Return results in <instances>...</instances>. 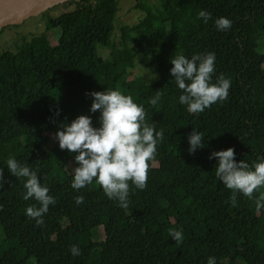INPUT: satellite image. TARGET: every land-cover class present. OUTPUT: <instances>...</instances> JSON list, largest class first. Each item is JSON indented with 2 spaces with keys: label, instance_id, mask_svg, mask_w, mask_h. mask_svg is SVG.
<instances>
[{
  "label": "trees",
  "instance_id": "obj_1",
  "mask_svg": "<svg viewBox=\"0 0 264 264\" xmlns=\"http://www.w3.org/2000/svg\"><path fill=\"white\" fill-rule=\"evenodd\" d=\"M160 2L153 10L138 1L144 18L122 28L119 49L107 60L97 48L113 44L119 0L66 3L80 17L58 27L44 66L21 67L24 48L0 55V89L8 88L10 102L0 100V264H206L210 256L216 264H264V202L257 204L264 187L252 198L226 189L215 176L217 161L209 159L233 148L236 162L251 168L264 157V0ZM202 10L211 14L207 23L199 18ZM220 17L231 21L226 32L215 28ZM48 18L51 31L55 19ZM207 53L215 54L212 82L223 76L230 88L226 100L192 114L178 102L182 93L170 59ZM142 57L155 81L131 77ZM104 90L131 96L143 106L145 123L164 134L148 162L145 188L129 182L126 209L95 182L73 191L69 173L77 167L76 153L60 150L55 139L62 125L81 115L98 127L90 93ZM156 91L161 99L151 106ZM193 130L203 134L205 147L189 154ZM8 157L36 171L54 197L42 225L25 215L36 202L22 199L26 178L8 173ZM81 195L84 202L76 205ZM100 227L105 240L77 246L80 255L72 256V240ZM169 230H182L185 238L176 243Z\"/></svg>",
  "mask_w": 264,
  "mask_h": 264
},
{
  "label": "clouds",
  "instance_id": "obj_2",
  "mask_svg": "<svg viewBox=\"0 0 264 264\" xmlns=\"http://www.w3.org/2000/svg\"><path fill=\"white\" fill-rule=\"evenodd\" d=\"M199 18L205 23L212 19L211 14L203 10ZM214 25L217 31L226 32L231 28V21L220 17L215 19ZM170 64V75L182 93L178 102L186 106L187 112L201 113L212 104L226 100L231 82L223 76H218L216 82H212L214 53L196 54L191 58L175 55L170 59ZM156 93L148 101L151 106H156L161 99L160 91ZM90 96L92 103L89 111L92 114L99 113V126L93 127L91 116L81 115L69 124L62 125L55 134L60 150L76 153L73 159L77 167L69 173L70 187L73 191H79L95 182L109 200L117 201L119 207L126 209L129 182L136 189L145 188L148 162L154 158L156 146L164 134L156 129V125L145 123L143 106L135 103L131 96L119 90L93 92ZM202 140L203 134L196 130L187 136L189 154L205 147ZM234 151L229 148L210 154L209 159L217 161L215 176L226 189L252 198L255 190L264 187V157H258V162L250 168L244 160L236 162ZM5 163L12 177L26 178L22 199L34 200L36 204L27 207L25 215L34 220L37 226L42 225L49 206L56 203L54 197L49 195V188L40 182L36 171L19 163L14 157H8ZM3 177L0 168V181H3ZM74 199L76 205L84 202L82 195ZM261 202H264V194L258 198L257 204ZM168 234L176 243L183 241L182 230H169ZM69 251L72 256L80 255L76 246H72ZM206 264H216V258L208 257Z\"/></svg>",
  "mask_w": 264,
  "mask_h": 264
},
{
  "label": "rangeland",
  "instance_id": "obj_3",
  "mask_svg": "<svg viewBox=\"0 0 264 264\" xmlns=\"http://www.w3.org/2000/svg\"><path fill=\"white\" fill-rule=\"evenodd\" d=\"M140 1L146 7L156 10L161 7L160 0H119V12L115 19V31L112 37L113 44L110 48H97V55L107 60L119 49V42L122 36V28L137 24L145 16V12L137 7ZM65 5V4H64ZM60 5L49 15L41 14L31 17L25 22L12 25L0 30V55L6 52L18 53L23 49L22 54L18 56L21 67H41L48 63L47 49L49 45L57 43L59 36L58 27L69 21L80 17L75 5ZM48 17L55 19V28L48 31ZM153 73L145 66L144 58H139L136 67L131 71V77H145L147 80L153 79ZM154 81L157 79L155 75ZM8 88L0 89V100L4 106H10L8 100ZM5 101V102H4ZM72 170V164L67 167ZM68 221L64 220L63 225L67 226ZM94 234H84L72 240L74 246L88 244L90 242H102L105 240L104 228L100 227ZM185 235H183V239ZM230 264H240L238 259L231 260Z\"/></svg>",
  "mask_w": 264,
  "mask_h": 264
},
{
  "label": "water",
  "instance_id": "obj_4",
  "mask_svg": "<svg viewBox=\"0 0 264 264\" xmlns=\"http://www.w3.org/2000/svg\"><path fill=\"white\" fill-rule=\"evenodd\" d=\"M72 0H0V30L18 25Z\"/></svg>",
  "mask_w": 264,
  "mask_h": 264
}]
</instances>
